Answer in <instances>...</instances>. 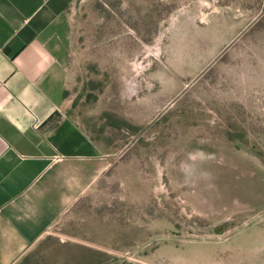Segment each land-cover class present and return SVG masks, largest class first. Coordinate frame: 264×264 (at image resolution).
Listing matches in <instances>:
<instances>
[{
	"label": "rangeland",
	"instance_id": "374dc122",
	"mask_svg": "<svg viewBox=\"0 0 264 264\" xmlns=\"http://www.w3.org/2000/svg\"><path fill=\"white\" fill-rule=\"evenodd\" d=\"M68 113L92 190L18 264H264V0H76Z\"/></svg>",
	"mask_w": 264,
	"mask_h": 264
},
{
	"label": "crops",
	"instance_id": "0c3cea01",
	"mask_svg": "<svg viewBox=\"0 0 264 264\" xmlns=\"http://www.w3.org/2000/svg\"><path fill=\"white\" fill-rule=\"evenodd\" d=\"M75 2L0 0V264H18L104 171L67 110Z\"/></svg>",
	"mask_w": 264,
	"mask_h": 264
},
{
	"label": "trees",
	"instance_id": "16d2710c",
	"mask_svg": "<svg viewBox=\"0 0 264 264\" xmlns=\"http://www.w3.org/2000/svg\"><path fill=\"white\" fill-rule=\"evenodd\" d=\"M68 93V92H67Z\"/></svg>",
	"mask_w": 264,
	"mask_h": 264
}]
</instances>
